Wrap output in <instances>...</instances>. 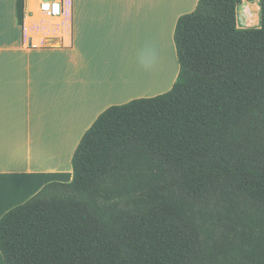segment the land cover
<instances>
[{"label":"trees","instance_id":"obj_1","mask_svg":"<svg viewBox=\"0 0 264 264\" xmlns=\"http://www.w3.org/2000/svg\"><path fill=\"white\" fill-rule=\"evenodd\" d=\"M198 0L171 89L105 110L69 183L0 218L5 264H264V0ZM24 0H17L22 25Z\"/></svg>","mask_w":264,"mask_h":264},{"label":"crops","instance_id":"obj_2","mask_svg":"<svg viewBox=\"0 0 264 264\" xmlns=\"http://www.w3.org/2000/svg\"><path fill=\"white\" fill-rule=\"evenodd\" d=\"M39 1L24 0L20 25L17 0H0V218L71 181L74 151L105 110L170 90L176 23L198 3L60 0L48 18ZM259 15L258 1L242 0L238 28H259Z\"/></svg>","mask_w":264,"mask_h":264},{"label":"built area","instance_id":"obj_3","mask_svg":"<svg viewBox=\"0 0 264 264\" xmlns=\"http://www.w3.org/2000/svg\"><path fill=\"white\" fill-rule=\"evenodd\" d=\"M37 11L48 18H57L62 14V3L60 0H41Z\"/></svg>","mask_w":264,"mask_h":264},{"label":"rangeland","instance_id":"obj_4","mask_svg":"<svg viewBox=\"0 0 264 264\" xmlns=\"http://www.w3.org/2000/svg\"><path fill=\"white\" fill-rule=\"evenodd\" d=\"M178 62V61H177ZM170 89H171V85H170Z\"/></svg>","mask_w":264,"mask_h":264}]
</instances>
